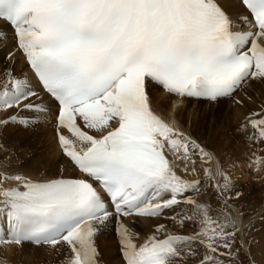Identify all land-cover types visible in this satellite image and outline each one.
Wrapping results in <instances>:
<instances>
[{"label":"snow or ice","instance_id":"6c2138e0","mask_svg":"<svg viewBox=\"0 0 264 264\" xmlns=\"http://www.w3.org/2000/svg\"><path fill=\"white\" fill-rule=\"evenodd\" d=\"M241 3L255 31L235 30L217 0H0V19L55 102L58 129L70 133L58 131L62 151L83 174L35 180L0 172V215L7 221L0 245L65 244L67 264H101L96 237L115 219L125 264H235L237 221L214 219L210 206L194 199L204 182L177 173L182 163L195 176L194 157L208 163L213 156L156 112L149 87L216 101L251 79L264 80V0ZM34 98L42 100L32 81L9 70L0 83V113H47ZM9 122L31 120L0 118V125ZM250 122L264 138V116ZM216 175L224 180L214 185L223 197L231 181L220 169ZM216 175L206 170L208 179ZM166 211L181 228L198 227L177 234L158 224L138 244L121 219Z\"/></svg>","mask_w":264,"mask_h":264},{"label":"bare ground","instance_id":"6f19581e","mask_svg":"<svg viewBox=\"0 0 264 264\" xmlns=\"http://www.w3.org/2000/svg\"><path fill=\"white\" fill-rule=\"evenodd\" d=\"M217 2L220 3L227 10L228 14L233 19L236 25L235 30L237 31L254 30V27L248 28L246 26L249 20L248 21H244L242 19H241L242 21L237 20L240 19L243 15H248V13L245 11V9L243 8V6L240 4L239 1L217 0ZM0 31H2V36L0 37V83H2L3 80L6 78L7 72L11 70V72L17 77H21V78L28 77L32 81V84H34L35 82L34 77L32 73L28 70L24 57L20 55L18 51L15 50L14 36L12 30L4 22L0 21ZM12 52L13 54L9 56V53ZM6 55L9 58V61L6 60L5 58ZM251 81L253 82V79L246 82L244 84L245 87L249 86L248 83H250ZM245 87L242 86L231 97H226L224 99H220L214 102L205 101V100L198 101L192 99L186 100L181 97H176L167 93L162 87L157 85H150L149 91L151 93L153 107L156 110V112L160 114L168 122L175 123L176 125H178L181 131H183L186 135L191 137L196 142L197 140L202 141L204 138L203 124L199 121L200 118H198L197 115L199 113L200 115H205L207 112L205 108L204 111L200 110L199 106H201L203 103H206L207 106L208 104L216 105L221 103L222 101H230L231 99L235 98L236 101L231 102L230 104L231 107H229L234 112L232 121L235 127H233V125L231 126L229 122L228 129H226L222 137V140L225 139L228 141V143L222 142V144H216V142H211L210 140H208L209 143L206 142L207 144H209L208 145L209 149L211 147L213 148V150L212 149H210L209 151L207 150L213 156V159L211 160V165H209L208 169H211L213 175H216L217 169L221 168L219 163L220 159H218L217 157L219 156V154L220 155L224 154V156L229 154L230 156L235 155L238 156V159H239V155L241 156L244 153L246 155H249L250 157H253L255 155L259 157L258 153L256 152L258 151L257 148L259 146H261V148L264 147V138H260L258 134H254L255 130L252 128L250 122L251 120L259 119L261 118V116H264V81L262 85H258L253 88V89L257 88V90L251 91V93H249V96L251 95L250 101H242L238 99L239 97L241 99L244 98L243 89ZM43 104L44 105L48 104L50 105V108L52 110L54 109L52 106L53 102L46 97L45 100L43 101ZM16 112L17 109L15 108L8 110L6 112L0 113V118L5 119L7 116L9 117L11 115H24V116L28 115L29 117L26 116V118L30 119L31 123L29 126H24L18 122H9L5 125H0V172H6L10 174L18 173L35 180H43L51 177H57L59 175H64V176L73 175L76 169L72 167L73 165L70 164L69 160L63 154L61 147L57 142V136L54 128L55 119L52 117L53 115L51 114V112L43 113V114L37 110H33V111L25 110L22 114H17ZM185 112H187V115H185ZM254 113H260L261 116L253 115ZM18 118H22V117L18 116ZM245 142H247L248 144L251 143L250 146L243 148V144ZM204 149L206 150L207 146ZM259 153L261 154V152ZM262 154L264 155V151L262 152ZM230 156H228L229 160L231 159ZM263 158L264 157L262 156L261 160L260 161L258 160L259 164L255 166L256 169H262V167H264ZM194 159H195V167H196L195 176L191 174V166L189 167V172L187 174L184 173L182 171L183 168L182 163L180 167L177 168V173L179 175L184 176L186 179H195V178L201 179L204 182L203 187L201 189V193H202V191L205 192V190L208 188L207 185L210 180L206 176L207 166L206 163H202L201 158L199 156H195ZM256 169L254 170L255 172ZM251 172L250 171L244 172L242 171V169L239 168L233 171V175L230 176L234 178V176H237L239 174L240 175L239 177H241L244 180L247 178L251 179L253 177L255 179V175L258 173H254V172L251 173ZM257 176L262 177L261 174H258ZM218 178L219 175H216V179L213 181L219 180ZM260 181L264 182V178H262ZM249 184L252 186V188H254V186H257V184L255 185L252 183ZM249 184H247V186ZM11 185L14 186V182H11ZM188 211H190L189 208ZM171 214L172 212L169 211V213H166V215L164 214L165 216L160 217V219L158 220H149L146 218L131 217V218H124L123 221L129 228H132V231L134 229V231H136V233L140 235L139 237L141 238H138L139 240L138 242L142 243L147 238L146 235L144 236L142 235V233L143 232L146 233L147 231L150 230L148 229V225H150L152 222H154L155 224L159 222L165 223L164 220L165 217L171 216ZM242 216L240 215L237 218V224L240 226L242 243L245 246V248H247L248 246L246 243L247 237L243 233L244 223L242 222L243 221ZM0 219L3 222V224H5L6 218L3 215H0ZM138 219L147 221L146 225L144 224L136 225ZM170 222L173 225V230H176L180 233L189 231L190 225H193L192 223H189V225L188 223H186L185 226L181 228L178 223H174L172 220H170ZM140 226L142 227V230L139 228ZM5 229H7V227H5ZM186 234H188V232H186ZM101 240H105L106 242L109 243V245H107L108 248H112V245H110L112 242H114L113 243L114 247H121L119 243L120 238L119 237L118 239L113 238V235H111L109 232L105 233L104 237ZM37 246H45V247L39 248ZM46 247H53V246L35 245L30 243H26L21 246L20 245L17 246L15 244L0 245L1 252H3L5 256L11 255L13 252L16 253V256L19 255V257H17L16 260V262L18 263L21 260L20 256L25 255L24 253L25 249H27L26 251L28 250L36 251L37 249L44 250ZM34 251L32 252L34 253ZM0 261H2V259ZM11 261L14 260L11 259L8 262Z\"/></svg>","mask_w":264,"mask_h":264},{"label":"rangeland","instance_id":"374dc122","mask_svg":"<svg viewBox=\"0 0 264 264\" xmlns=\"http://www.w3.org/2000/svg\"><path fill=\"white\" fill-rule=\"evenodd\" d=\"M5 58L6 60L9 61V58L7 56H5ZM263 81L264 80L253 79V82L251 81L250 83H248L249 86L243 89L244 98L241 99L239 97L238 99L242 101H250L251 95L249 96V93H251V91L257 90V88L255 89L253 88L258 85H262ZM233 101H236L235 98L231 99L230 101H222L221 103L216 105L208 104L207 106L206 103H203L201 106H199L200 110L203 111L205 109L207 110L205 115H200V113L197 115V117L200 118L199 121L203 124V131H204L203 133L204 138L202 141L199 140V143L201 145H204V148L207 146L206 151L207 150L209 151L210 149L213 150L212 147L210 149L208 148L209 144L206 143V142L209 143L208 140H210L211 142H216V144H222V142L228 143L227 140L225 139L222 140V137L226 129H228L229 122L231 126L233 125L232 120H233L234 112L233 110H231V108H229L231 107L230 104ZM185 115H187V112H185ZM233 127L235 126L233 125ZM247 142H245L246 144L245 143L243 144V148L250 146L251 143L248 144ZM260 148L261 146H259L257 148L258 151H256L259 157L256 155L250 157L249 155H246L244 153L241 156L239 155V159H238V156L235 155L230 156L229 154L224 156V154L223 155L219 154V156H217L218 159L221 160V161L219 160L221 167L219 169L225 172V174L229 177V179L231 178L230 179L231 187L229 189V192L226 193L225 196L223 197L217 194V189L214 185L217 182H219L220 184H223L224 182L223 177L219 176L218 178L219 180H217V182L213 180L212 181L209 180L207 185L208 190L206 189L207 191L206 190L205 192L202 191V193L200 192L199 195L194 196V199H196L197 201L206 203L210 206L211 209L210 214L213 216L214 219L222 218L225 215H228L237 221V218L240 215L241 216L243 215L242 216V220H243L242 222L244 223L243 233L247 237L246 243L248 245L247 246L248 249L245 248V246L243 245L241 234L239 231V233L237 234L236 247L239 248L240 251L238 253V256L233 258L235 260V264H264V182L260 181L262 178H264V167H262V169L255 168V166L259 164L258 162L261 160V157L262 156L264 157V155L262 154V152L264 151V147L261 149ZM259 152H261V154ZM228 156H230L231 158L230 160ZM204 159L207 160V158ZM209 165H211V161L206 163L207 169ZM239 168L242 169V171L244 172L246 171L251 172L253 170L251 173L254 172L261 174L262 177H258L257 176L258 174H256L255 179L253 177L251 179L247 178L244 180L241 177H239L240 175L238 174L237 176H234V178H232V176L230 175H233V171ZM255 169L256 172L254 171ZM249 183H252L254 185L257 184V186H254V188H252V186ZM247 184L249 185L247 186ZM225 200H227L226 203ZM190 208L191 207H189V210L192 211V209ZM235 208L237 209V211ZM132 217H137V216H132ZM124 218H131V217H124ZM164 220H165L164 224L167 225L169 230L177 234H182V233L186 234V232H188V234H191L194 228L196 229L198 227V225L193 224L190 225L189 231L180 233L176 230H173V225L171 224L170 219L168 220L165 218ZM136 223H137L136 225H143V224L146 225L147 221L138 219ZM238 227L240 229L239 225ZM139 228L142 230L141 226ZM108 232L111 235H113V238L118 239L119 237L117 234L112 233L115 232L114 227L112 225H109L105 229L101 230L100 233H98L96 237V245L100 253L101 264L103 261H105L106 264H124L125 262L121 258V254H120L121 253L120 247H114L113 246L114 242H112L110 244L112 245V248H108L107 245H109V243L106 242L105 240H101L104 237V234ZM133 232L136 233L134 229ZM139 236L140 235H138V238H141ZM37 247L42 248L45 246H37ZM60 247H58V249L53 247H46L44 250L37 249L36 251L34 250L26 251L27 249H25L24 252L25 255L20 256L21 260L19 263L16 262L17 257H19V255L16 256L15 252H13L11 255L5 256L0 249V255H1L0 260L2 259L3 262L2 261L1 262L3 264H5V262L7 263L11 259H13L14 261L8 262L10 264H67L69 259L67 257L68 254H70L69 251L67 250L68 248L67 247L60 248ZM32 251H34V253ZM222 259L224 258L222 257ZM229 264H231L230 261Z\"/></svg>","mask_w":264,"mask_h":264}]
</instances>
